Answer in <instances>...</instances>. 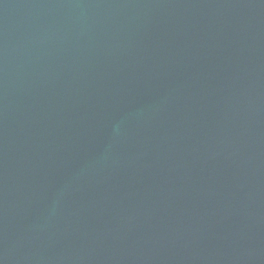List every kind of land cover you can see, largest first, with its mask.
Returning <instances> with one entry per match:
<instances>
[{"label":"water","instance_id":"water-1","mask_svg":"<svg viewBox=\"0 0 264 264\" xmlns=\"http://www.w3.org/2000/svg\"><path fill=\"white\" fill-rule=\"evenodd\" d=\"M0 264H264V0H0Z\"/></svg>","mask_w":264,"mask_h":264}]
</instances>
